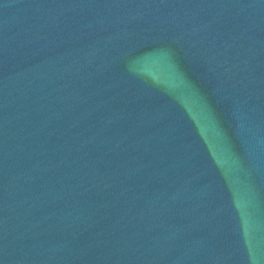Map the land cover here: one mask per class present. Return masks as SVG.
<instances>
[{"label":"water","instance_id":"1","mask_svg":"<svg viewBox=\"0 0 264 264\" xmlns=\"http://www.w3.org/2000/svg\"><path fill=\"white\" fill-rule=\"evenodd\" d=\"M0 264H264V0H0Z\"/></svg>","mask_w":264,"mask_h":264}]
</instances>
